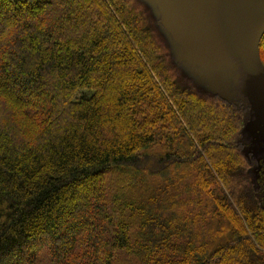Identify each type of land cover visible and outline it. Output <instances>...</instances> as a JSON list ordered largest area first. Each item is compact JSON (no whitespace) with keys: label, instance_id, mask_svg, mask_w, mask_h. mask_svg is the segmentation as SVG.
Wrapping results in <instances>:
<instances>
[{"label":"trees","instance_id":"obj_1","mask_svg":"<svg viewBox=\"0 0 264 264\" xmlns=\"http://www.w3.org/2000/svg\"><path fill=\"white\" fill-rule=\"evenodd\" d=\"M170 58L137 0H0V264H264L248 106Z\"/></svg>","mask_w":264,"mask_h":264},{"label":"rangeland","instance_id":"obj_2","mask_svg":"<svg viewBox=\"0 0 264 264\" xmlns=\"http://www.w3.org/2000/svg\"><path fill=\"white\" fill-rule=\"evenodd\" d=\"M258 1V5L256 3L246 9L256 22L257 32L252 41V50L262 63L260 44L264 34V11L263 1ZM137 5L147 13L157 39L168 49L171 66L181 84L191 88L200 97L217 95L231 103L248 106L242 123L241 140L247 144L246 152L256 163L251 170L257 169V161L264 160V74L253 66L244 52V39L249 25L236 16L241 24H235L236 34L231 35L229 27L221 24L216 32L217 55L203 58L174 39L163 23L156 0H137ZM259 169L255 175L251 172L252 182L262 177V167Z\"/></svg>","mask_w":264,"mask_h":264},{"label":"water","instance_id":"obj_3","mask_svg":"<svg viewBox=\"0 0 264 264\" xmlns=\"http://www.w3.org/2000/svg\"><path fill=\"white\" fill-rule=\"evenodd\" d=\"M162 12L165 27L174 39L187 50L203 58L215 57L217 30L221 24L236 34L239 16L248 25L244 39V52L253 66L264 74V65L252 50L257 32L256 22L247 9L259 4L258 0H156ZM263 11H264V0ZM247 8V9H246ZM261 9V8H260Z\"/></svg>","mask_w":264,"mask_h":264}]
</instances>
